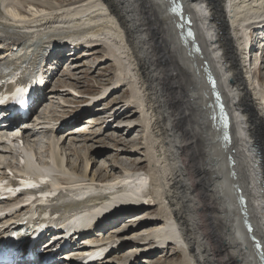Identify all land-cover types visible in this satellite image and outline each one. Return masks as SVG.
<instances>
[{
    "label": "bare ground",
    "instance_id": "1",
    "mask_svg": "<svg viewBox=\"0 0 264 264\" xmlns=\"http://www.w3.org/2000/svg\"><path fill=\"white\" fill-rule=\"evenodd\" d=\"M123 1L128 3V0H55L56 3L50 0H0V61L20 64L30 58L33 64H37L46 61L53 48L62 46L73 47L72 52L64 55L69 57L78 55L79 49L87 48L90 55H93L92 52L102 55L105 51L104 58L117 63L112 90L118 92L123 87L131 90V97L125 99L127 107L123 112L135 106L134 110L140 114L139 122L131 119L124 122L129 123L126 134L132 127L143 126L145 129V142L143 145L134 143V148L145 152L148 161L146 170L141 169L142 166L137 169L142 162L136 160V166L124 163L126 166H122L120 174L116 171L112 179H107L108 173L97 175L96 171L90 175L78 171L77 163L71 165L69 152L66 151L68 148L65 150L60 144L64 135H54L60 125L54 127L50 120L15 121L10 131L19 129L25 145L32 148L37 160V145L35 147L32 141H38L39 134L45 136L44 132L49 133L45 150L49 158L42 161L44 166L40 160L34 162L31 156L28 160L36 169L47 168L55 181L61 183L57 188L67 193V197L56 204V207H61V220L71 219L75 213L82 214L84 220L86 213L89 214L88 229L83 223L78 224L76 240H83L78 250H87L92 246L91 239H130L146 243L129 253L140 259L175 244L183 255L181 264H208L209 253L202 248L203 238H197L200 231L193 224L202 219L203 213L209 237L214 236L219 242L217 247H212L213 257L218 262L235 258L237 264H264V74L261 65L255 70L251 67L253 47L250 42L255 31L264 28V0H181L182 13L188 12L192 20L199 48L184 34L187 22H182L179 13L171 8L173 0H152L154 14L159 18L147 25V31L161 36L158 37L160 43L150 42V47L144 44L148 34L142 39L139 33L141 29L146 31L145 25H131L132 15L123 7ZM145 4L142 3L144 10L147 7ZM35 41H40V45L23 47L24 43ZM156 45L162 47L165 84L162 90L164 95L168 94L165 97L169 107L181 114L180 118L176 113V122L168 116V111L166 116L170 121L163 122L159 108L154 111L153 105L157 100L154 99L153 93L156 94V91H152V87V97L149 95L146 48L152 49ZM98 47L104 49L97 50ZM260 49H263V55V44H260ZM203 59L207 61L206 65ZM70 72L73 73V70L67 74ZM210 73L216 77V88L221 91L226 105L234 111L228 139L223 137L225 125L220 119L213 86L207 77ZM45 74L50 81L53 80V72L46 68ZM61 77L58 83L64 82ZM108 90L105 89L103 98ZM57 91H45L43 98L52 100ZM172 93L175 101L171 103ZM152 100L155 102L152 103ZM162 101L167 110L166 100ZM49 106L52 105L46 104L47 109ZM44 119H48L47 116ZM183 119L191 126L185 131L184 138L178 137L172 142L170 129ZM8 139L13 144L17 141L10 137ZM5 140L0 137V177L6 175L9 167H16L13 155L12 163H6L12 152ZM195 158H198L197 162L192 163L191 159ZM110 166L111 170H115L117 164L111 163ZM205 179L212 181L214 190L200 185ZM192 182L196 183L197 189L195 198L191 200L188 189ZM235 184L245 195L244 202L240 200ZM91 187L95 191L87 190L90 193L87 200L78 195L73 197L77 188ZM86 196L87 192H84L82 197ZM109 197L113 199L110 206L101 207ZM149 204L157 205V208H149L151 211L147 215L151 217L142 223L145 230H138L139 223L117 232L114 230L115 224ZM213 207L218 213L212 212ZM98 209L99 212H95ZM12 217H2L0 223L4 225ZM246 220L252 225L251 229L246 226ZM109 226L110 232L115 234L114 237L105 238L103 235ZM96 233L101 236H95ZM253 235L261 242L260 248L255 245ZM3 236L0 229V239ZM120 249L117 251L120 252ZM111 257L108 256L107 263L114 262ZM132 259L127 261L132 262ZM165 263L169 264L170 261Z\"/></svg>",
    "mask_w": 264,
    "mask_h": 264
},
{
    "label": "rangeland",
    "instance_id": "2",
    "mask_svg": "<svg viewBox=\"0 0 264 264\" xmlns=\"http://www.w3.org/2000/svg\"><path fill=\"white\" fill-rule=\"evenodd\" d=\"M50 1L56 3L55 0H50ZM63 1L67 2V0H63ZM142 3H146L145 4L147 6L146 10L143 9L144 6L142 5ZM151 3H153L152 0H128V3L125 1L122 2L123 7H126L129 13H131L132 15L131 17L134 18V19L131 18L130 20L132 26L138 27L141 25L142 26L145 25L144 28L147 31L149 29L147 25H151L152 21L157 20L159 18V16L156 13L154 14L152 7L153 5ZM135 21H137V23ZM259 30L260 29H257V31H255V34L252 35V38H250V42L253 47V52L251 54V67L252 69L255 70L256 69L255 67L261 65L262 66L261 70L262 73L264 74V53L262 55L263 49L259 50L261 42L258 43V38H257L259 34L258 32ZM146 31H144V29H141L139 32L142 36V39L143 36L145 37L148 34V36H146V40H144L146 42V43L144 42L145 46L150 47V42L151 43L154 42V44L160 43L158 38L161 36L160 34L156 32H155L156 35L155 33L152 32L151 34H149V32ZM150 39L152 40L150 41ZM149 47L146 48L147 50L146 76L148 81L147 85L149 86L148 90H149L150 98L152 97V92L150 91L151 87L153 89L152 91L154 92L156 91V94L153 93V95H155L154 99H156L157 101L155 102L154 100H152V103L154 102L156 103L153 105L154 111L157 110V107L159 108L160 115L161 116L163 115L162 116L163 122L170 121L166 116V111H168V113H170L168 116L171 119H173V121L176 122L178 120L175 119V116L176 113H178L179 111L176 110L175 112V110L172 107H169L170 104H168L167 97H165V95L168 96V94L166 93L164 95V92L162 90L164 89V85H165L163 79V73H164L163 62L161 59L162 47L157 45L154 46V48L152 49H150ZM60 48L62 49H60L58 53L63 55L66 54L68 51L69 52L73 51L72 46L70 47L62 46ZM96 49L103 50L104 47H98ZM88 52L89 51L87 48L84 50L79 49V51L77 52V54L78 53L79 54L76 56L73 55L74 57L70 56L71 57L70 58L69 56H63V60H61L59 63L60 71L58 78L63 75L61 79H63L64 82L60 81L61 83H58L57 82L58 78H57L53 80L54 83L53 81H51V83L47 86L46 89L47 93L48 92L53 93L52 91L53 90L56 91V89L58 91L57 93L54 94L55 96L52 98V100L55 99V101L49 100V98L45 99L46 104H51L52 106H49L50 110L48 109L49 112L50 111L51 112L50 113L46 112V115H44V118L47 116L48 119L43 118L42 121L45 122L46 120H50L51 124L54 125V127L60 125L59 128L54 131L55 133L54 135L56 136L58 134L59 137L62 136V134L64 135L60 140V144L61 146H63V148H65V150L68 148V150L66 151L69 152L68 157L70 161H72L71 165H75L77 163V169L80 172L84 171L90 175H92V173L96 171H97L96 173L97 175H103L108 173L109 177L107 179H112L114 178V173H116V171H118L117 173L120 174L119 171L120 169H122V166H126V165L136 166L137 164L136 160H141L142 162L141 165H138L137 169H140V167L142 166L141 169L145 168L146 170L147 168L146 165L148 164V161L145 158L144 155L145 152L143 151V149H142L143 152H140L138 149L134 148V143L138 142L141 145H143V143L145 142V138L143 137L145 133L144 127L143 126L137 128L132 127L129 129V132L126 134L129 123L124 122L125 120L131 119L134 120L135 123L141 120L140 114H138V110H134L133 108L135 106H131L129 109H127V111L123 112L124 108L127 107V105L125 106V99L131 97V90L126 89V87H123L122 90H119L118 92L117 90H112L114 87V86L112 87L113 81L115 82L117 63L115 61L106 60L104 58L106 55L105 51L102 52V55L98 54L97 52H92L93 55H90V52L89 53ZM261 56H263V60L261 59L262 58ZM203 63H204V59H203ZM65 66H68V68L70 70H73V73L75 74L70 72L71 74L68 75L67 73L69 72V70L63 72V68ZM102 66H106L107 68L104 69L102 68ZM106 88L107 89L109 88V90L107 91V96L103 98V93L105 92ZM65 89L67 91H65ZM170 95H171L170 101L172 103V101L174 102L175 99L173 98L174 97L173 93ZM116 99L118 100L117 102L115 101ZM96 100H98V102H96ZM162 100H166L165 104L166 103L168 104L167 110L163 106L164 104ZM89 102L92 103L90 104ZM113 105L114 108L112 107ZM85 106H87L88 108L86 109ZM122 112L123 115L120 117V114ZM52 115L54 117H52ZM180 115L179 113L177 114V116L181 118ZM36 116H38V114ZM58 116H60V118ZM184 123L186 124L183 125ZM175 125L176 126H173L174 128L171 126L172 127L170 129L171 133H169L172 142L177 140L178 137H180L179 139L184 138L183 135L187 130V128L188 129L190 128L191 123H188L186 119H183L181 120V122L179 121L178 123H175ZM120 128L122 130H120ZM41 133H43V131ZM44 134L45 136L42 134H39V137L37 136L38 138L36 140L38 141H32V144L35 147L37 145L38 157L40 161H44L49 158L48 157L49 153L46 152L45 150L47 149L48 138L50 136L49 133L44 132ZM200 146L201 145L197 146V148H199ZM203 147L204 145L202 146V148ZM9 156L10 157L8 158L7 161L9 162L11 160L10 163H12L13 158L11 157V155ZM190 156L191 153L188 155V157L190 158ZM195 159H191V162L192 163H195V161L197 162L198 158ZM111 163L117 164L115 170H111V166H110ZM124 163H126V165ZM206 165H208V163H206ZM206 173L207 175L209 174L208 172ZM200 185H203L205 188L208 187L207 189H211V190L213 188L214 190V184L212 183V181L210 182L205 179L204 183L202 182ZM196 189H197L196 183L192 182L191 187H189L188 189V196L191 198V200L194 199L196 196ZM182 192L184 193L185 191L182 190ZM149 208L155 209L157 208V205L152 206V204H149V206H146L145 208H140L135 213L131 214L129 217L124 219L123 222H120L121 224L120 223L115 224L114 230L117 232L118 230L125 229L126 227H133L134 224H138V223H139V225L137 226L139 227L138 230H142V231L145 230L142 223L151 217L150 214L147 215V213L152 210V209L150 210ZM212 212L218 213V210L213 207ZM153 213H155V211ZM201 216L202 219L195 221L193 224L195 228L198 231H200L198 233L199 237L197 236L196 237L199 239L203 238V240L201 241L203 245L202 248L206 249L207 253H209V255H207L208 264H237L235 258H230L228 260H223V261L221 260L220 262H218L216 260V257H213L214 254L212 247L213 246L217 247L219 245V242L214 236L209 237L207 232L208 229L207 224L204 219L205 216H203V213L201 214ZM110 227L111 226L107 227L108 228L107 231L105 232L103 231L104 232L103 236L105 238L107 237L109 238L110 236L114 237L115 232L113 233L110 232ZM126 230H129V228H127ZM96 234L97 235L95 236H101L100 233H96ZM231 239L232 238L230 237L229 242H230V246L232 247ZM125 242L126 244L123 246L122 249L119 250L120 252L115 251L113 259H115L116 262L113 264H123V263L124 264H147V263L161 264V262H163L162 264H164V261L165 262L170 261L169 264H175L177 262L181 264L183 255L178 250L175 244H169V247L165 246V248L161 249L159 252L155 254H151L143 259H140L136 257L137 255L136 256L132 255L134 256L132 257L129 253H131L134 250H137V248H141L142 245L127 243L130 242L129 240ZM206 251L204 252L206 253ZM138 255L141 257V254ZM130 259H132V262L127 261Z\"/></svg>",
    "mask_w": 264,
    "mask_h": 264
},
{
    "label": "snow or ice",
    "instance_id": "3",
    "mask_svg": "<svg viewBox=\"0 0 264 264\" xmlns=\"http://www.w3.org/2000/svg\"><path fill=\"white\" fill-rule=\"evenodd\" d=\"M2 83H4V81H0V84H2ZM214 83L215 82H213V84ZM18 91L23 92V91H27V90L26 89H19ZM0 103H4V101L3 100H0ZM25 186L28 187V188H37V187H39L37 184L31 183V182H26V185ZM17 191H19V189ZM54 194L55 193H47V192L41 193V195H43V196L54 195ZM253 239H255V237H253ZM257 247H259V245H257ZM103 251H104V249H100V251H98L95 255L96 256H100L103 253Z\"/></svg>",
    "mask_w": 264,
    "mask_h": 264
},
{
    "label": "water",
    "instance_id": "4",
    "mask_svg": "<svg viewBox=\"0 0 264 264\" xmlns=\"http://www.w3.org/2000/svg\"><path fill=\"white\" fill-rule=\"evenodd\" d=\"M180 13V12H179ZM181 20L185 21L184 18L180 15ZM220 118H221V111H220ZM264 257V256H263Z\"/></svg>",
    "mask_w": 264,
    "mask_h": 264
}]
</instances>
